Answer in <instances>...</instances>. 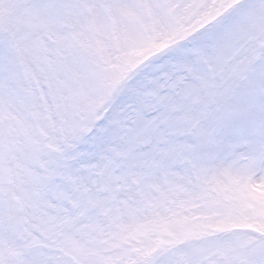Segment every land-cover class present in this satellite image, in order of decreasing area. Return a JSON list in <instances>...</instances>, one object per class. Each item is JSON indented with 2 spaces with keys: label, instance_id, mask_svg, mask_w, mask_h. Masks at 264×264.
Masks as SVG:
<instances>
[{
  "label": "snow or ice",
  "instance_id": "obj_1",
  "mask_svg": "<svg viewBox=\"0 0 264 264\" xmlns=\"http://www.w3.org/2000/svg\"><path fill=\"white\" fill-rule=\"evenodd\" d=\"M0 264H264V0H0Z\"/></svg>",
  "mask_w": 264,
  "mask_h": 264
}]
</instances>
